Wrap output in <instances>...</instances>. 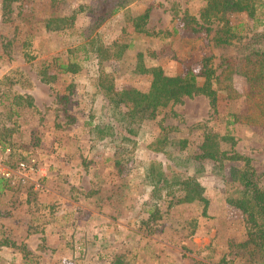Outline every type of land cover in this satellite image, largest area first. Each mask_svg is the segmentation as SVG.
Instances as JSON below:
<instances>
[{"label": "rangeland", "instance_id": "rangeland-1", "mask_svg": "<svg viewBox=\"0 0 264 264\" xmlns=\"http://www.w3.org/2000/svg\"><path fill=\"white\" fill-rule=\"evenodd\" d=\"M206 1L130 0L111 14L114 0H12L7 16L0 0V149L11 148V164L35 155L44 169L1 183L0 264H253V246L241 244L247 215L229 201L242 188L230 167L243 162L196 156L214 132L221 151L251 158L264 187V124L229 122L248 109L246 77L232 78L240 96L219 90L216 110L200 93L153 118L101 88L148 91L156 66L192 69L199 83L205 64L219 73L260 25L238 10L205 22ZM237 24L232 42L217 41ZM151 167L196 176L206 199L170 206Z\"/></svg>", "mask_w": 264, "mask_h": 264}, {"label": "trees", "instance_id": "trees-1", "mask_svg": "<svg viewBox=\"0 0 264 264\" xmlns=\"http://www.w3.org/2000/svg\"><path fill=\"white\" fill-rule=\"evenodd\" d=\"M12 0H3L6 14L9 16ZM130 0H114L110 13L118 12ZM206 5L202 9L200 16L205 22H211L216 18H220L222 13L228 10L247 11L260 25V29L253 32L249 40L244 43L245 51L240 55L228 57L225 60V67L218 73L217 69L212 65L205 64V68L201 72L205 80L199 83V74L189 69L183 75H169L164 72L162 67L156 66L149 68L153 75L150 89L141 91L137 89L118 90L114 87L113 82L101 83V88L112 104L126 103L130 101L133 104L135 113L141 114L142 117L153 118L161 107H165L171 103H176L183 96H191L194 94H205L209 97L211 106L214 110L218 107L219 90H224L233 98L240 96L236 88L233 86V75L238 73L246 77L248 87L245 93L248 100L247 111L231 114L230 123L244 122L249 124H264V0H207ZM83 6H81L82 8ZM150 10L138 18L146 21L149 18ZM76 16V12L68 17L50 18L47 20L48 28L52 27L54 22H72ZM224 24L228 21L224 20ZM241 24V23H240ZM240 24L236 26H227L225 35H219L217 41L220 43L232 42V37L236 36L234 31ZM64 70L77 71L78 68L73 63H62ZM105 77H109L107 73ZM132 111V116H136ZM226 138L234 137L227 134ZM187 139H183V145ZM220 137L214 132H205L204 140L201 144V152L197 153V158H210L223 160L224 157L229 159L240 160L243 162L241 167L231 166V178L239 182L241 194L235 198H229V201L235 206L241 208L248 218V238L241 244L252 245V253L255 258L253 264H264V187L259 184L256 179L255 168L251 163V158L247 155L234 152L226 154L225 151L219 149ZM195 156V158H196ZM201 172L199 169H194ZM148 178L152 181L154 188L160 186L166 188V195H171L170 206L181 202H192L194 200H205L204 185L194 175H187L180 179H170L163 169L147 170ZM9 183V179L0 175V188L2 182ZM11 186V185H10ZM182 192V194H181Z\"/></svg>", "mask_w": 264, "mask_h": 264}, {"label": "built area", "instance_id": "built-area-1", "mask_svg": "<svg viewBox=\"0 0 264 264\" xmlns=\"http://www.w3.org/2000/svg\"><path fill=\"white\" fill-rule=\"evenodd\" d=\"M10 154V147L5 148L4 151L0 149V175L7 177L10 181L44 170L40 167L39 160L35 155H30L27 158L19 160L16 164H11L8 162Z\"/></svg>", "mask_w": 264, "mask_h": 264}]
</instances>
